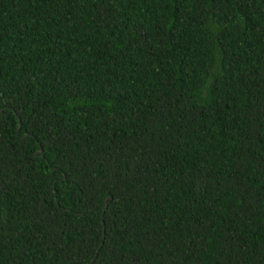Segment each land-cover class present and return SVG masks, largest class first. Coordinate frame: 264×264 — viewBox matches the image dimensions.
<instances>
[{"label": "trees", "instance_id": "1", "mask_svg": "<svg viewBox=\"0 0 264 264\" xmlns=\"http://www.w3.org/2000/svg\"><path fill=\"white\" fill-rule=\"evenodd\" d=\"M0 264H264V0H0Z\"/></svg>", "mask_w": 264, "mask_h": 264}, {"label": "water", "instance_id": "2", "mask_svg": "<svg viewBox=\"0 0 264 264\" xmlns=\"http://www.w3.org/2000/svg\"><path fill=\"white\" fill-rule=\"evenodd\" d=\"M18 127H19V122L17 123V128L16 129H18ZM38 151L40 152L41 149H39ZM104 207H105V205H104Z\"/></svg>", "mask_w": 264, "mask_h": 264}]
</instances>
